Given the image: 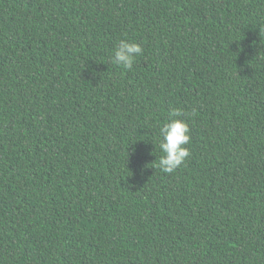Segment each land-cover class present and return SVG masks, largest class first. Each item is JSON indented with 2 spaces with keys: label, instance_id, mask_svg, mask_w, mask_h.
<instances>
[{
  "label": "trees",
  "instance_id": "trees-1",
  "mask_svg": "<svg viewBox=\"0 0 264 264\" xmlns=\"http://www.w3.org/2000/svg\"><path fill=\"white\" fill-rule=\"evenodd\" d=\"M0 264H264V0H0Z\"/></svg>",
  "mask_w": 264,
  "mask_h": 264
},
{
  "label": "clouds",
  "instance_id": "clouds-1",
  "mask_svg": "<svg viewBox=\"0 0 264 264\" xmlns=\"http://www.w3.org/2000/svg\"><path fill=\"white\" fill-rule=\"evenodd\" d=\"M142 51L139 43L121 40L113 50L112 62L131 70ZM184 115L180 109H173L169 114V121L160 130L162 139L159 147L164 154L159 158L158 167L165 173L175 172L191 154L186 147L191 136L189 124L182 118Z\"/></svg>",
  "mask_w": 264,
  "mask_h": 264
}]
</instances>
